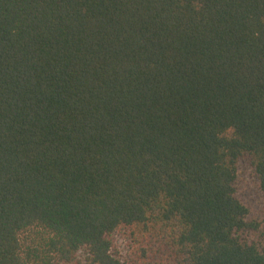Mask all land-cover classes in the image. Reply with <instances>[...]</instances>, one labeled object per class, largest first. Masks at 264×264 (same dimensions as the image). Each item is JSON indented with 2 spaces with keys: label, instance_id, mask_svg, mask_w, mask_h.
Wrapping results in <instances>:
<instances>
[{
  "label": "trees",
  "instance_id": "1",
  "mask_svg": "<svg viewBox=\"0 0 264 264\" xmlns=\"http://www.w3.org/2000/svg\"><path fill=\"white\" fill-rule=\"evenodd\" d=\"M0 264H264V0H0Z\"/></svg>",
  "mask_w": 264,
  "mask_h": 264
},
{
  "label": "rangeland",
  "instance_id": "2",
  "mask_svg": "<svg viewBox=\"0 0 264 264\" xmlns=\"http://www.w3.org/2000/svg\"><path fill=\"white\" fill-rule=\"evenodd\" d=\"M80 256L83 258L84 257V253H81Z\"/></svg>",
  "mask_w": 264,
  "mask_h": 264
}]
</instances>
